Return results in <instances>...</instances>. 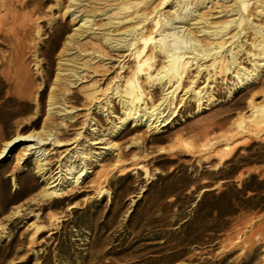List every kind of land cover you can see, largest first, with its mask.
I'll return each instance as SVG.
<instances>
[{"label":"rangeland","instance_id":"rangeland-1","mask_svg":"<svg viewBox=\"0 0 264 264\" xmlns=\"http://www.w3.org/2000/svg\"><path fill=\"white\" fill-rule=\"evenodd\" d=\"M27 1L0 0V151L5 142L20 134L40 133L48 123L61 141L75 142L43 147L51 164L49 175L56 174L62 158L76 161L78 170L83 167L81 153L95 161L88 162L91 173L82 185L52 204L42 200L47 184L37 173L31 152L26 173L20 174L17 164L23 147L0 165V264H264V129L254 127L256 116L250 107L251 102L264 103V74L250 93L234 80L226 85L219 79L213 82L216 107L199 115L196 107L183 110L160 133L139 128L115 137V146L108 145L118 120H109L98 104L88 110L86 93L94 87L106 90L117 75L128 78L135 62L127 58L126 49L106 48L112 60L93 61L91 70H81L85 78L72 87L71 96L78 93L81 102L62 99L66 107H74L72 114L50 115L60 59L76 52H63L77 28L69 15L74 11L82 15L89 0L72 7L69 14L72 0ZM115 11L96 17L95 28L107 23ZM97 38L81 39L101 44ZM253 39L249 32L238 42L245 44L240 57L248 67ZM87 49L92 52V44ZM88 59L81 57L78 63ZM121 62H126L124 70ZM163 62L160 58L159 64ZM23 68L32 79L24 90ZM46 74L51 78L44 83ZM195 75L193 71L191 77ZM207 78L206 74L200 87ZM166 89L159 87L156 102ZM104 97L101 91L99 98ZM115 102L122 116L121 105ZM61 103L55 111L64 108ZM91 117L96 121L89 123ZM96 140L103 144L93 145ZM107 146L110 150L101 149ZM244 183L248 188L244 200L254 210L221 224L217 212L213 219L208 218L209 211L196 219L205 194L242 189ZM38 228L42 231L36 234Z\"/></svg>","mask_w":264,"mask_h":264},{"label":"bare ground","instance_id":"bare-ground-1","mask_svg":"<svg viewBox=\"0 0 264 264\" xmlns=\"http://www.w3.org/2000/svg\"><path fill=\"white\" fill-rule=\"evenodd\" d=\"M84 1L88 0H72L67 13ZM30 2L32 0H28L26 4ZM112 8L116 11L108 22L96 29V17L108 16ZM82 12V15L75 11L69 15L77 22V28L68 38L63 52H76L71 58L64 59L62 56L60 59L48 111L50 115L57 112L67 116L72 114L74 107H66L61 101L64 98L65 102L73 99L77 103L81 102L82 97L78 93L71 96L73 85L85 78L81 77V70H91L92 62L98 58L103 62L105 58L112 60L110 51L126 49L129 52L127 58L135 62L131 75L128 78L122 74L117 75L106 90L94 87L86 93L90 104L84 103L88 110L92 109V105L98 104L99 112L106 113L109 120H118L113 131V141L108 145L114 143L115 137H123L139 128H146L149 133H160L183 110L196 107L195 114L199 115L216 107L219 102L214 93L217 86L213 82L216 83L219 79L226 85L232 84L234 80L233 84L250 93L264 74V0H89ZM249 32L254 35L251 44L254 51L247 52L251 67L245 65L240 57L245 44L238 43L242 35ZM86 35L98 37L101 44L82 42L81 38ZM90 44L92 52L87 49ZM106 48L110 51L104 52ZM83 52L87 56H83ZM81 57L83 60L89 59L78 63ZM160 58L164 59L162 64H159ZM125 63H120L121 70L125 69ZM193 71H196V75L192 78ZM21 74L24 78L20 87L24 90L31 86L32 79L28 78L26 68L22 69ZM206 74L208 78L200 87ZM50 78V74L44 75V83ZM159 87L168 89L163 98L156 102L155 95ZM101 91L104 93V100L99 98ZM116 100L121 105L122 116L117 114ZM60 103L64 108L55 111ZM250 107L256 116L254 127L264 129V103L260 105L251 102ZM49 121L51 122V118ZM93 121L96 120L91 117L89 123ZM47 124L40 133L28 136L20 134L5 142L0 151V165L13 158L16 148L23 147L25 153L18 157L17 164L20 167L19 173H26L29 171L26 162L30 154L27 152H31V161L47 184L42 192V200H48L52 204V201L58 202L68 197L70 189L82 185L91 173L88 162L95 160L94 156L81 153L79 161H82L83 167L78 170L73 165L76 161L63 162L65 158H62L58 161L56 174L49 175L51 164L47 160L48 152L43 147L52 144L54 148H61L75 142L69 144L61 141L54 136L52 128L49 129ZM102 142L103 140H96L93 145L103 144ZM101 149L110 150V146ZM68 162L71 165L68 166ZM68 175L72 177H67ZM41 231L38 228L36 234Z\"/></svg>","mask_w":264,"mask_h":264},{"label":"trees","instance_id":"trees-1","mask_svg":"<svg viewBox=\"0 0 264 264\" xmlns=\"http://www.w3.org/2000/svg\"><path fill=\"white\" fill-rule=\"evenodd\" d=\"M247 192L248 188L246 183H244L242 189H237L235 187L234 189H229L215 196L205 194L198 203L196 219L205 211H209L210 213L208 218L213 219L214 214L217 212V221L221 224V222L234 218L241 212L254 210L255 208L249 207L244 200L247 196ZM256 192L258 191L256 190ZM219 224L217 226V230L222 229V226Z\"/></svg>","mask_w":264,"mask_h":264}]
</instances>
